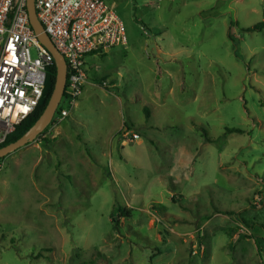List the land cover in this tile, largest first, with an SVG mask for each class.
<instances>
[{"label":"rangeland","instance_id":"1","mask_svg":"<svg viewBox=\"0 0 264 264\" xmlns=\"http://www.w3.org/2000/svg\"><path fill=\"white\" fill-rule=\"evenodd\" d=\"M109 1L126 46L0 159V264H264V0Z\"/></svg>","mask_w":264,"mask_h":264},{"label":"built area","instance_id":"2","mask_svg":"<svg viewBox=\"0 0 264 264\" xmlns=\"http://www.w3.org/2000/svg\"><path fill=\"white\" fill-rule=\"evenodd\" d=\"M33 4L66 66L60 110L52 119L60 122L89 80L86 57L125 47V30L109 0H33ZM52 63L29 25L26 0H0V145L39 105ZM125 136L131 142L139 139L135 132L127 131Z\"/></svg>","mask_w":264,"mask_h":264},{"label":"water","instance_id":"3","mask_svg":"<svg viewBox=\"0 0 264 264\" xmlns=\"http://www.w3.org/2000/svg\"><path fill=\"white\" fill-rule=\"evenodd\" d=\"M26 12L29 25L38 43L51 55L55 67V78L52 92L48 102L34 124L17 140L0 148V159L7 157L18 149L33 143L37 137L50 125L58 104L63 95L66 82V66L62 55L55 49L48 36L45 34L42 25L37 19L33 0H26ZM147 49L156 56V50L151 40L147 42Z\"/></svg>","mask_w":264,"mask_h":264},{"label":"trees","instance_id":"4","mask_svg":"<svg viewBox=\"0 0 264 264\" xmlns=\"http://www.w3.org/2000/svg\"><path fill=\"white\" fill-rule=\"evenodd\" d=\"M262 21L258 22L256 24H254L251 27H240V31L241 32H260L264 29V13L262 16ZM54 78H55V67L54 64L52 63L51 66L48 68L47 70V76H46V82H45V88H44V92H43V97L39 103V105L37 106V108L35 109V111L29 115L14 131V133H12L7 139L6 141L0 145V148L3 146H6L7 144L14 142L15 140H17L19 137H21L33 124L34 122L38 119V117L41 115V113L43 112L49 96L52 92L53 89V84H54ZM60 108L57 109L56 113L57 114L59 112ZM228 132H236V133H241L240 130L238 129H227ZM204 135L206 136V133L204 131ZM207 141H210L207 137H206Z\"/></svg>","mask_w":264,"mask_h":264},{"label":"crops","instance_id":"5","mask_svg":"<svg viewBox=\"0 0 264 264\" xmlns=\"http://www.w3.org/2000/svg\"><path fill=\"white\" fill-rule=\"evenodd\" d=\"M147 42H148V40H147ZM151 42H152V41H151ZM152 43H153V42H152ZM153 44H154V43H153ZM146 47H147V45H146ZM154 48H155L156 52H158V53H159V49H157V47H156V45H155V44H154ZM87 83H88V82H87ZM87 83H86V84H87ZM86 84H85V85H86ZM85 85H84V87H85ZM84 87H83V89H84Z\"/></svg>","mask_w":264,"mask_h":264}]
</instances>
